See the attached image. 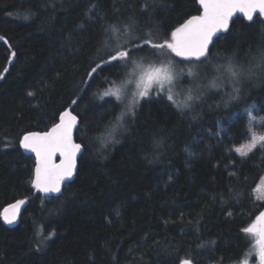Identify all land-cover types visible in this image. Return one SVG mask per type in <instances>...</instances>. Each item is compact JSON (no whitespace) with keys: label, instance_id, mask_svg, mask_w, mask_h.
I'll list each match as a JSON object with an SVG mask.
<instances>
[{"label":"trees","instance_id":"obj_1","mask_svg":"<svg viewBox=\"0 0 264 264\" xmlns=\"http://www.w3.org/2000/svg\"><path fill=\"white\" fill-rule=\"evenodd\" d=\"M167 3L176 10L164 14L158 9L154 16L162 34L202 12L198 0ZM119 7L114 15L113 0H0V264H180L185 259L236 264L253 246L242 229L264 211L255 194L264 176V153L242 158L228 150L247 141L239 135L248 119L246 106L255 104L253 113L264 117V84L249 82L240 104L219 109L221 95L206 90L197 102L196 120L166 100L141 101L131 134L108 147L93 140L61 195L32 186L35 159L20 145L23 135L49 130L65 108L81 121L104 124L119 111L95 107L104 101L92 93L108 87L100 80L87 94L77 92L97 58V14L107 13L109 22L137 15L141 27L151 26L140 14L139 0H121ZM260 20L261 14L254 22L235 18L213 52H235L246 62L264 45ZM183 80L185 88L195 87L186 74ZM82 94L79 106L71 104ZM83 128L80 123L75 140L87 144ZM154 137L164 139L158 149ZM230 188L241 194L239 202ZM18 199L26 206L19 223L10 226L3 211Z\"/></svg>","mask_w":264,"mask_h":264},{"label":"snow or ice","instance_id":"obj_2","mask_svg":"<svg viewBox=\"0 0 264 264\" xmlns=\"http://www.w3.org/2000/svg\"><path fill=\"white\" fill-rule=\"evenodd\" d=\"M120 3L121 0H113L114 15L120 12ZM199 4L203 8L202 15L191 16L166 34H162V25L154 20V16L158 9L164 14L176 10V5H169L167 0H139L140 14L145 15L151 24L147 28L141 27L137 15L122 14L109 22L107 13L97 14L101 33L97 58L91 61L86 78L82 81L83 87H78L77 92L87 94L91 84L100 80L108 87L102 92L92 93L94 99L104 101V105L95 107H104L105 113L115 109L119 111L104 124L96 119L85 118L81 121L79 114L65 108L57 114L59 122L54 123L48 131L23 135L20 145L36 155L34 188L44 193L62 194L65 180L70 181L76 172L77 156H83L93 140L99 142L101 147H108L118 143V137L131 134V125L139 113L141 101L166 100L170 102L169 107L188 115L190 120H196L200 115L196 112L197 102L203 100L206 90H215L216 94L221 95V103L215 105L219 109L240 104L246 95L244 86L249 82L264 84V45L258 47L254 54L250 53L246 62H240L235 52H213L217 42L226 38L223 34L228 32L233 14L240 11L248 21L254 22L253 15L257 11L264 16V0H199ZM89 15L91 17L93 13ZM259 22L264 24V20ZM261 39L264 40V33ZM186 62L190 66L176 67ZM101 73L108 74L102 76ZM185 74L192 78L194 88L184 87ZM198 80L206 81V88L197 84ZM229 86L230 91L226 90ZM174 89L178 90L174 92ZM83 94L77 95L71 104L79 106L77 102L83 100ZM255 107L253 104L244 108L248 119L239 135L247 143L243 148L229 149V153L234 151L244 158L257 153V150L264 153V131H257L258 128L264 129V117L257 119L253 115L252 109ZM80 123L84 124L82 138L88 141L87 144L76 143L73 139L74 130L80 131L77 128ZM90 133H95V136ZM163 144L162 137L153 138L154 148L158 149ZM185 150L189 151V155H194L187 146ZM57 154L61 157L58 164L55 162ZM232 163L235 164V161ZM228 175L239 179L236 172H229ZM168 182H172L171 175ZM229 192L239 202L241 194L231 188ZM212 199L215 202L217 197L213 196ZM220 201L223 202V196ZM24 203V200H19L11 205V216L5 209L4 220L9 224L14 223L18 209ZM242 234L250 242L254 241L260 264H264V211H259L251 223L242 229ZM180 264H193V261L185 259Z\"/></svg>","mask_w":264,"mask_h":264},{"label":"water","instance_id":"obj_3","mask_svg":"<svg viewBox=\"0 0 264 264\" xmlns=\"http://www.w3.org/2000/svg\"><path fill=\"white\" fill-rule=\"evenodd\" d=\"M198 3H199V0H198ZM199 5H200V4H199ZM200 6H201V5H200ZM201 8H202V6H201ZM202 14H203V8H202V12H201V14H199V15H202ZM258 14H260L258 11H257L256 13H254V15H253V19H254V17H255L256 15H258ZM195 16H197V15H195ZM238 16H241V17H244L245 19H247L246 15H245L244 13H242V12H240V11H236V12L233 14L232 18L230 19V21H229V28H230V26H231L233 20H234L235 18H237ZM262 17L264 18V16H262ZM247 20H248V19H247ZM228 30H229V29H228ZM224 34H225V33H224ZM218 35H221V34H218ZM213 39L215 40L216 38L214 37ZM70 110H72V109H70ZM72 111H73V110H72ZM73 114H76V113L73 111ZM58 122H59V121H58ZM58 122H57V123H58ZM79 125H80V124H78L77 128L79 127ZM47 131H48V130H47ZM76 131H77V130H74V132H73V139H74V141H75L76 143H79V142H77V141L75 140V133H76ZM33 132H37V131H33ZM43 132H45V131H43ZM23 149H24V148H23ZM24 151H25L26 153H28L29 155H31V156L34 157V159H35V167H36V155H35V153H34V152H31V151H28V150H25V149H24ZM80 157H81V155H78V156H77V159H76V172H75V174L73 175V177L71 178L70 181H69V180H65L64 184L62 185V191H63V187H64V185H65L66 183H69V182H71V181H73V180L75 179V177H76V173H77V169H78V161H79ZM60 159H61V157L59 156V154H57V156L55 157V162L58 164V163L60 162ZM34 178H35V174H34ZM46 194L51 195V196H59V195H61L60 193H46ZM19 200H24V199H18V200L14 201V202H12V203H10L9 205L6 206L5 209H8V215H9V216H11V214H12V209H11L10 206L13 205V204H15V203H16L17 201H19ZM24 201H25V200H24ZM25 206H26V201H25V203H24L23 205H21L20 208L18 209V214H17V216H16V218H15V220H14V223L9 224V223H7L5 220H4V222H5L6 224L10 225V226H15V225H17V224L19 223V221H20V216H21V214L23 213ZM5 209H4V211H3V219H4V212H5ZM193 264H194V263H193Z\"/></svg>","mask_w":264,"mask_h":264},{"label":"rangeland","instance_id":"obj_4","mask_svg":"<svg viewBox=\"0 0 264 264\" xmlns=\"http://www.w3.org/2000/svg\"><path fill=\"white\" fill-rule=\"evenodd\" d=\"M176 67L177 68H181L183 66L176 65ZM185 67H187V66H185ZM203 82L204 81H202V80L196 81V83L197 84H200V85ZM165 87L167 88L168 85H165ZM153 91H155V87L153 88ZM175 91H177V89H174V92ZM253 115L256 116L257 119L261 118V116H257V115H255V113H253ZM257 131H264V129L258 128ZM246 143H247V141H245L244 143H242L239 146L235 147L234 149H236V148H243V146ZM242 158H244V157H242ZM255 194H256V197L264 203V176L261 179L260 183L258 184V186L256 188ZM253 245H254V241H253ZM236 264H260L258 250L256 248H254V246H252L251 250H249V252L245 255V257L240 262H238Z\"/></svg>","mask_w":264,"mask_h":264}]
</instances>
